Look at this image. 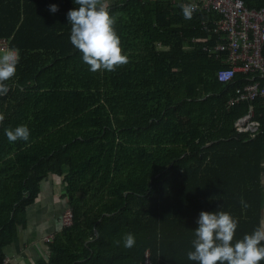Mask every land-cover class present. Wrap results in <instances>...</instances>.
<instances>
[{"label": "trees", "instance_id": "obj_1", "mask_svg": "<svg viewBox=\"0 0 264 264\" xmlns=\"http://www.w3.org/2000/svg\"><path fill=\"white\" fill-rule=\"evenodd\" d=\"M185 1L129 0L138 11L123 30L133 22L143 37L116 73H94L74 59L73 0H0V42L20 52L0 96V263L49 176L63 184L73 225L36 264H198L187 253L201 210L236 217L234 241L262 224L264 97L229 103L246 76L217 80L224 64L204 49L216 35L200 26L212 12L185 19ZM249 113L256 131L237 130ZM21 124L29 140L10 142L5 128Z\"/></svg>", "mask_w": 264, "mask_h": 264}, {"label": "clouds", "instance_id": "obj_2", "mask_svg": "<svg viewBox=\"0 0 264 264\" xmlns=\"http://www.w3.org/2000/svg\"><path fill=\"white\" fill-rule=\"evenodd\" d=\"M76 7L69 9L66 18L70 22V42L81 53L82 61L90 71L100 69L114 70L116 66L127 63L128 56L122 53L119 36L114 24L116 17L99 3V0H73ZM183 17L191 19L194 12L192 4L180 5ZM49 11H58L57 4L49 5ZM20 61L19 49L12 46L0 50V96L9 90L8 81L16 74ZM2 119V117H0ZM4 134L10 142L28 141L30 129L21 124L5 128ZM244 207L247 203L241 200ZM191 241L192 249L187 257L198 264H260L264 260V224L246 233L242 239L234 241L238 220L223 210H201ZM135 237L127 233L123 245L131 248Z\"/></svg>", "mask_w": 264, "mask_h": 264}, {"label": "built area", "instance_id": "obj_3", "mask_svg": "<svg viewBox=\"0 0 264 264\" xmlns=\"http://www.w3.org/2000/svg\"><path fill=\"white\" fill-rule=\"evenodd\" d=\"M183 4H192L194 11L212 12V17L201 21L200 26L202 30L216 35L214 43L204 49L224 64L216 71L217 80L231 83L238 73L246 76V83L236 90L229 103L264 97V85H260V80L264 78V6L248 8L242 0H189ZM5 48L4 41L0 42V49ZM257 124L249 113L239 118L235 125L239 131L255 132ZM60 221L62 227L72 224L73 214L69 208L63 211ZM50 240L49 236L45 238V241Z\"/></svg>", "mask_w": 264, "mask_h": 264}, {"label": "crops", "instance_id": "obj_4", "mask_svg": "<svg viewBox=\"0 0 264 264\" xmlns=\"http://www.w3.org/2000/svg\"><path fill=\"white\" fill-rule=\"evenodd\" d=\"M120 0H99L102 6L119 2ZM126 1V5L117 7L111 10V14L116 17L114 24L115 31L120 40L122 53H126L128 60L129 55L135 53L134 44L135 35L142 36V31H135L130 22L123 30L124 21H128L131 14L138 10ZM124 20V21H123ZM137 25V24H136ZM124 37H123V35ZM122 39V41H121ZM126 47H122V45ZM74 59L89 70V66L82 61L81 53L77 54ZM78 64V63H77ZM117 68L113 71L117 72ZM57 70V67H56ZM95 71L94 73H97ZM264 184V171L262 175ZM63 184L59 178L47 177L40 184L39 193L34 202L27 208L26 222L24 227L19 228L16 237L12 243L4 248L5 257L0 264H36L39 260H48L51 256L50 244L52 240L64 241L61 225V215L68 207L66 202L60 198V193L63 191ZM262 224H264V204L262 208ZM73 223L70 225L72 226ZM69 226V227H70ZM49 236L50 241H45ZM88 241V240H87Z\"/></svg>", "mask_w": 264, "mask_h": 264}, {"label": "rangeland", "instance_id": "obj_5", "mask_svg": "<svg viewBox=\"0 0 264 264\" xmlns=\"http://www.w3.org/2000/svg\"><path fill=\"white\" fill-rule=\"evenodd\" d=\"M0 50H3V49H0ZM137 173H138L137 170H135V171L133 172V176H132V178H133V182H134V180H135V182H136V177L138 176ZM138 179H141V176H138ZM67 208H69V207H67ZM69 209L72 211L71 208H69ZM72 214H73V212H72ZM68 227H69V226H68Z\"/></svg>", "mask_w": 264, "mask_h": 264}, {"label": "water", "instance_id": "obj_6", "mask_svg": "<svg viewBox=\"0 0 264 264\" xmlns=\"http://www.w3.org/2000/svg\"><path fill=\"white\" fill-rule=\"evenodd\" d=\"M263 171H264V160L262 161V175H263ZM263 186H264V184H263ZM94 235H95V237L98 236V231L96 229L94 230Z\"/></svg>", "mask_w": 264, "mask_h": 264}]
</instances>
